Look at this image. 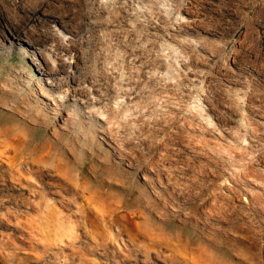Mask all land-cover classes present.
Listing matches in <instances>:
<instances>
[{"label": "rangeland", "instance_id": "obj_1", "mask_svg": "<svg viewBox=\"0 0 264 264\" xmlns=\"http://www.w3.org/2000/svg\"><path fill=\"white\" fill-rule=\"evenodd\" d=\"M79 3L48 34L5 8L0 261L264 264V0H122L103 33Z\"/></svg>", "mask_w": 264, "mask_h": 264}, {"label": "bare ground", "instance_id": "obj_2", "mask_svg": "<svg viewBox=\"0 0 264 264\" xmlns=\"http://www.w3.org/2000/svg\"><path fill=\"white\" fill-rule=\"evenodd\" d=\"M120 4H122V0H113V1H110L109 3L103 2V0H80V3L78 5L76 4L78 6L77 15L79 17H83L85 20L91 21L92 29L98 28L97 32L100 31L99 29H103L105 27L107 28L108 26L120 27L122 25H125L126 21H127V19L123 16V12H122L123 8L119 7ZM49 5H50L49 0H25V1L24 0H0V27L8 26V28L13 32V35L17 39H20L22 36H28L25 24H19V25L10 24L11 22L8 21L6 14H5V8L6 7H12V8H15L16 10H19L23 13L25 22H38L39 24H42L46 28L45 33L48 34V27L50 26V24L60 22L59 18L57 16L45 12V10L49 7ZM109 7L112 8L111 11L109 10ZM106 15H108V17ZM62 18H64V17H62ZM131 24H133V23H131ZM91 25H90V27H91ZM132 28H133L132 29L133 31L136 30L135 26H133ZM94 30H93V32H95ZM133 31H132V33H133ZM101 33H103V32H101ZM46 34L43 35L45 37V39H40V40L36 39L33 36H29L30 43H32L34 45L35 44L40 45V44L44 43L45 40L47 39ZM110 34L112 35L111 32H110ZM94 35H95V33H94ZM103 40H105V39H103ZM129 44L131 45V42H129ZM200 44L203 45V43H200ZM144 53H146V52H144ZM107 54H109V53H107ZM147 55L144 54L142 56H138V57H140L139 60H141V59L144 60L145 57H147ZM150 59H148V60L150 61ZM143 64L146 65L145 63H143ZM149 65H151V64H148V66ZM151 66H153V65H151ZM174 89L175 88H173L172 91H173V94H175L176 97L178 98V101L176 103H172L173 106H171V108L173 110L170 111V118L175 119V118L182 117V116H180V112H183V111H184V114L182 113L183 115H187V114L190 115L191 113H195L197 115L199 113V111H198V113H196L197 111L193 112L192 109L188 110V104H186V102L183 100L186 97H190V96L183 94V92L185 93V91L190 92L191 91V90H189L190 88H188L186 86H181V84L179 83L176 85V89L175 90ZM192 92H194V91H192ZM186 111L188 113H186ZM242 125H243V123H242ZM14 158H16V155L14 156Z\"/></svg>", "mask_w": 264, "mask_h": 264}, {"label": "trees", "instance_id": "obj_3", "mask_svg": "<svg viewBox=\"0 0 264 264\" xmlns=\"http://www.w3.org/2000/svg\"><path fill=\"white\" fill-rule=\"evenodd\" d=\"M0 264H4V263H2V262L0 261Z\"/></svg>", "mask_w": 264, "mask_h": 264}]
</instances>
